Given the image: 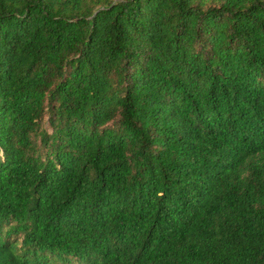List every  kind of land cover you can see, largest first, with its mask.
Listing matches in <instances>:
<instances>
[{
    "label": "trees",
    "instance_id": "1",
    "mask_svg": "<svg viewBox=\"0 0 264 264\" xmlns=\"http://www.w3.org/2000/svg\"><path fill=\"white\" fill-rule=\"evenodd\" d=\"M0 264H264V0H0Z\"/></svg>",
    "mask_w": 264,
    "mask_h": 264
}]
</instances>
